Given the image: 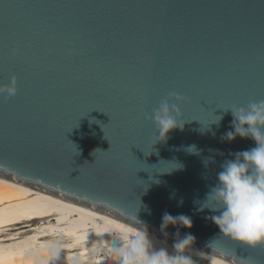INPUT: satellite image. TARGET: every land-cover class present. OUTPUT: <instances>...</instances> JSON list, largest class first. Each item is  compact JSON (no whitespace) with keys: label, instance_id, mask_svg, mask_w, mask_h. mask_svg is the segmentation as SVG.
Masks as SVG:
<instances>
[{"label":"water","instance_id":"obj_1","mask_svg":"<svg viewBox=\"0 0 264 264\" xmlns=\"http://www.w3.org/2000/svg\"><path fill=\"white\" fill-rule=\"evenodd\" d=\"M0 177L149 236L264 264L200 210L222 165L256 147L229 108L264 100V0H0ZM183 129L156 141L169 94ZM207 162V166H205ZM187 216L192 227L163 216Z\"/></svg>","mask_w":264,"mask_h":264},{"label":"clouds","instance_id":"obj_2","mask_svg":"<svg viewBox=\"0 0 264 264\" xmlns=\"http://www.w3.org/2000/svg\"><path fill=\"white\" fill-rule=\"evenodd\" d=\"M16 80L9 78L7 85L0 84V94L14 96ZM182 97L169 94L154 109L149 118L155 128L156 141L164 140L173 129H183L182 113L177 106ZM233 116L234 131L227 132L226 138L231 141L235 136L251 138L256 147L236 153V159L226 161L222 170L217 173V183L206 194V199L200 210L208 208L214 213L211 221L219 229L220 235L255 248L264 246V100L250 103L246 108H229ZM207 166V162H205ZM192 227L189 217L181 215L173 217L167 213L163 216L162 228L167 225ZM120 226L113 236L115 243L110 247L116 264H196L189 253L195 242V237L186 234L177 239L170 253L167 248H156L150 238L147 226ZM41 264H55L60 259L59 249L50 254ZM210 264H227L223 254L209 258Z\"/></svg>","mask_w":264,"mask_h":264},{"label":"bare ground","instance_id":"obj_3","mask_svg":"<svg viewBox=\"0 0 264 264\" xmlns=\"http://www.w3.org/2000/svg\"><path fill=\"white\" fill-rule=\"evenodd\" d=\"M120 226L125 225L0 177V264H41L45 253L57 249L55 264H116L109 249ZM152 239L156 248L173 251V243ZM186 254L196 264H210L212 257L196 249Z\"/></svg>","mask_w":264,"mask_h":264},{"label":"rangeland","instance_id":"obj_4","mask_svg":"<svg viewBox=\"0 0 264 264\" xmlns=\"http://www.w3.org/2000/svg\"><path fill=\"white\" fill-rule=\"evenodd\" d=\"M202 264V263H201Z\"/></svg>","mask_w":264,"mask_h":264}]
</instances>
